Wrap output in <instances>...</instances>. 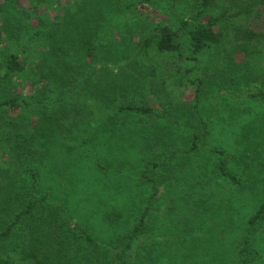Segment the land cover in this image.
Wrapping results in <instances>:
<instances>
[{
  "label": "rangeland",
  "instance_id": "obj_1",
  "mask_svg": "<svg viewBox=\"0 0 264 264\" xmlns=\"http://www.w3.org/2000/svg\"><path fill=\"white\" fill-rule=\"evenodd\" d=\"M201 1H3L0 4V47L4 50L21 52L29 69V72L20 78L21 85H18L20 93L27 96L39 93L42 85L36 83L34 72L37 73L40 68L39 64L43 59L44 51L50 50L47 47L48 43H53L54 49L56 48L53 53H50L51 55L49 54V57L59 59L62 57L63 48L72 49L78 31L81 34L83 29L89 28L94 33L93 38L98 41V48L94 52L96 53L94 57L90 56L85 59L77 56L76 50L69 53L67 60L70 66L67 67L66 72L62 73V76L58 77L60 83L53 79L49 84L47 100L50 104L46 100L43 105L39 106L38 111L29 112L30 114L27 113L24 118L22 110L6 116L8 120L6 125L10 127V130L15 128L17 121H25V119L29 120L26 123L30 122L33 129L41 127L46 124L43 123L45 111L53 115L61 111L65 125L61 130H57L58 127H50L52 133L57 130L60 136L58 141L53 142L51 141L53 137H49L50 145L52 144L49 145L48 155L50 156L46 157L42 164L40 163L41 174L38 177L39 185L35 191L22 166H19V168L22 167V173L18 171L14 177L9 174L11 178L6 176L2 184L8 186L12 180H15V185L20 189L24 181V188L22 187L19 193H26L25 191L29 190L36 197H40L43 191H51L54 194L52 198L54 204L61 206V213L68 219L70 227L77 223L86 226L98 240L103 242H109L120 231V226H111L108 223L107 208L117 206L123 209L125 216L130 219L131 226L138 222V212L131 208L132 200L135 199V202L139 203L141 197L139 189L135 187L141 178L140 171L154 167L151 164L147 168H137L138 161L142 162L141 154L145 148L139 143L137 147L126 145L125 151H120L124 160L120 158L115 161L113 159L112 155H115L116 151L106 144V135L103 133V124L110 110L102 102V83L99 81L105 69L113 67V63L106 62L113 54H116L118 60L127 58L133 76L137 74L140 64L143 67H147L148 64L167 67L169 63L164 55L150 52L148 58L143 52H139L136 45L150 35L152 29L159 24L168 22L177 27L181 20L189 21L198 12L197 5ZM254 1L211 0L210 11L204 14V20L210 15H219L223 12L235 15L242 6H246V3ZM259 6L260 4H253V11L257 12ZM113 7L116 11L112 10ZM252 16L256 17V14L252 13ZM262 17L264 22V13ZM251 20L256 22L252 18ZM231 21H233L232 25H247L248 23L240 18H232ZM38 29L42 31L46 29L51 39L40 40L27 46L33 33ZM63 29H65L64 32ZM225 31L228 38L233 39L234 27L225 24ZM85 40L82 39L84 42ZM232 45L233 42H223L219 50L211 48L206 51L201 57L202 66L211 65L213 57L220 50L225 51V47L231 48ZM248 59L251 58L248 57ZM121 62L122 60L120 64ZM114 69L119 70L115 65ZM159 73L162 74L161 71ZM161 78L162 76H159L157 79ZM175 91L184 95L183 101L190 102L189 106L194 103V100L189 101L193 94L188 87H175ZM219 91L221 90L217 89L215 93L201 100L200 114L204 120L208 121V128L213 130V134L223 136L232 150L254 148L250 153L257 162L255 173L251 174L253 177L249 182L250 185H246L245 191L240 190V186L215 180L205 183L203 187L201 185L200 193L205 194L207 198L213 197L221 206L220 212L216 213L217 216L212 217L206 204L197 207L194 203L203 197L202 194H188L187 185L166 194L168 188L163 187L165 197L175 199L174 205L177 207L172 208L170 199L162 203L158 214L148 217V222L152 227L150 232L140 235L133 243L129 252L133 261L146 260L145 262L151 264L157 259L159 264H238L237 254L245 222L264 195V182L259 180L264 175L262 172L264 170V119L261 114L264 105L244 101L241 98L221 97ZM159 95L164 96L166 92ZM148 100L154 108L161 107L152 96H149ZM46 104L48 107L42 110ZM199 116L197 114V117ZM145 120L150 123L148 118ZM139 128V124L135 122L128 128H122V132L138 139ZM119 131L121 132V128ZM85 135L89 138L88 143L82 142ZM92 136L98 137V141ZM167 139L170 140L171 137L166 138L164 142L160 141L159 145H154L153 150L148 151L145 156L154 152L164 154L162 158L168 160L169 167L168 169L159 168L157 172L168 176L176 173L174 170H177L180 176L186 174L188 182L195 183L196 189H199L197 185L199 181L206 182L211 178L208 173L204 174V169L201 170L204 163V149L199 152V156L192 155V152L184 155V144L178 146L176 142L169 145L166 144ZM57 143L61 146H56ZM8 149L19 160L18 158H23L27 151L34 150V146L26 139L13 142ZM174 150H176L173 154L175 158L171 159ZM98 161L106 164L108 169H100L97 166ZM29 162L30 160L26 163ZM108 162H112L113 165L108 166ZM17 164L22 165L20 161H17ZM28 165L30 166L26 164L25 167H29ZM121 165H124L123 168ZM255 184H257L255 189L249 191L248 185L254 186ZM215 194L217 197L214 196ZM14 196L18 195L14 193ZM14 196L11 203L15 199ZM214 199H211V202L214 203ZM186 204L193 209L185 206ZM195 215L201 217L202 225H194L197 220H200L195 219ZM179 220H182L185 225L178 224ZM43 225L48 226L47 223ZM188 227L191 229H187ZM44 234V237L47 236L46 232ZM16 244L15 240L5 239L0 245V255L4 250L8 252V249ZM257 247L261 254L255 264H264V246Z\"/></svg>",
  "mask_w": 264,
  "mask_h": 264
},
{
  "label": "trees",
  "instance_id": "obj_2",
  "mask_svg": "<svg viewBox=\"0 0 264 264\" xmlns=\"http://www.w3.org/2000/svg\"><path fill=\"white\" fill-rule=\"evenodd\" d=\"M3 1L8 0H0V4ZM210 2L211 0H202L197 5L198 12L189 21L181 20L177 27L168 22L157 25L150 35L136 45L139 52H143L148 58L150 52L164 55L169 63L167 67L149 64L143 67L140 64L137 74L133 76L127 58H122L120 64L121 60L116 59V54H113L108 59L110 62L106 61L119 68L115 71L113 65L105 69L99 81L102 83V102L110 110L103 124L106 144L115 149L116 154L112 156L116 161L120 158L124 160L120 151H125L126 145L137 147L139 143L145 148L141 154L142 162L138 161L137 168H147L151 164L154 167L140 171L141 178L135 187L139 189L141 197L139 203L135 202V199L132 200L131 208L138 212V222L131 226L130 219L125 216L123 209L117 206L107 208L108 223L111 226H120V231L109 242L98 240L86 226L79 223L70 227L68 219L61 213V206L54 204L52 199L54 194L51 191H43L40 197H36L29 190H26V193H19L22 187L24 188V181L20 189L15 185V180H12L8 186L5 185L6 187L2 184L6 176L11 178L10 175L14 177L18 171L21 173L24 171L34 191L38 187L40 163L42 164L43 160L50 156L48 154L51 141H58L60 134L57 130H61L65 125L63 115L61 111L56 112L55 115L45 111L43 123L46 124L41 127L33 129V125L30 122L26 123L29 120L25 119V121H17L15 128L11 130L6 125L8 121L6 116L22 110L24 118L27 113L38 111L39 106L48 98L50 82L55 79L60 83L58 77L62 76L70 66L67 60L69 53L76 50L75 54L82 59L94 57L96 54L94 52L98 48V41L93 38L94 33L89 28L83 29L81 34L78 31L72 49L63 48L62 57L59 59L49 57L56 48L54 49L53 43L47 44L50 50L44 51L40 68L37 73L34 72L36 83L42 85L37 95L27 96L18 90L21 76L29 72L24 55L0 47V245L5 239H12L17 243L8 249V252L3 251L0 255V264H149L145 262L146 260L133 261L129 252L140 235L150 232L152 225L148 222V217L158 214L163 202L171 199L172 208L177 207L174 205L175 199L165 197L163 187L168 188L166 193L168 194L187 185L188 194L201 195V185L203 187L205 183L215 180L240 186V190L245 191L246 185L253 177L251 174L255 173L257 160L250 153L254 148L234 151L223 136H215L213 130L208 128V121L200 114V102L218 89L221 90L219 91L221 97L241 98L244 101L264 105L262 17L264 0L246 3V6H242L235 15L223 12L219 15H210L204 20V14L210 11ZM255 3L260 4L257 12L253 11ZM112 10L116 11L115 7ZM252 13H255L257 18L253 17ZM232 18L245 19L248 23L232 25ZM225 24L234 27L233 39L228 38ZM49 38L46 29L44 31L38 29L33 33L27 46ZM82 39H86L85 42ZM223 42H233V45L231 48L225 47V51L220 50L213 57V63L203 67L201 57L204 53L211 48L222 47ZM160 71L162 74L159 73ZM159 76L162 78L157 79ZM180 86L188 87L192 91L193 95L189 99V101L194 100L192 105L189 106L190 102L183 101V94L175 91V87ZM162 92H166V95L160 96ZM149 96L160 103L159 109L149 103ZM47 102L50 104L48 100ZM47 107L46 104L42 110H46ZM197 114L200 116L197 117ZM261 114L264 119V110ZM147 118L150 123L146 122ZM135 122L140 126L138 139L122 132V128H128ZM50 127L58 128L52 133ZM50 136L53 137L51 141ZM169 137L171 139H167L166 144L177 142L178 146L185 145L184 155L192 152V155L199 156V152L204 149V163L201 170L204 169V174L208 173L211 178L206 182L199 181L197 183L199 189H196L195 183L188 182L186 174L180 176L177 170H174L176 173L168 176L157 172L159 168L169 167L168 160L162 158L164 154L154 152L145 156L148 151L153 150L154 145H159L160 141L164 142ZM92 138L98 141V137L92 136ZM26 139L33 144L34 150L27 151L23 158L17 157L19 159L17 160L8 146L15 141ZM82 142L88 143L89 138L85 135ZM56 146L61 145L57 143ZM175 152L176 150L172 151V155ZM172 158H175V155ZM16 160L22 165H18ZM28 160L30 162L26 163ZM26 164L30 166L26 168ZM107 165L111 167L113 163L108 162ZM19 166L24 167L23 171ZM97 166L103 170L108 169L101 161L97 162ZM121 166L123 168L124 165ZM259 180L264 182V175ZM249 185L247 188L253 191L257 184ZM14 193L18 196L15 197ZM13 196L15 199L11 203ZM202 196L194 201L196 206L201 207L206 204L211 217L218 214L221 208L218 201L213 197L207 198L205 194ZM214 196L217 197V194ZM211 199L215 202H211ZM185 206L189 207L187 204ZM200 218L199 215H195V219ZM43 223H47L48 226L45 227ZM245 223L237 263L255 264L261 254L257 246H264V195ZM178 224L185 225L182 220H179ZM195 224L202 225L201 219ZM189 228L191 229V227L187 229ZM45 232L47 236L44 237ZM151 264L159 263L156 259Z\"/></svg>",
  "mask_w": 264,
  "mask_h": 264
}]
</instances>
